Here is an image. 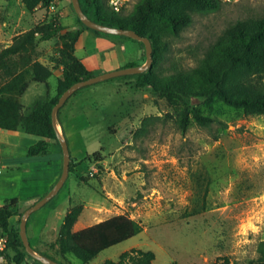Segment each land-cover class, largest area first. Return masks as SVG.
<instances>
[{
  "label": "rangeland",
  "instance_id": "obj_1",
  "mask_svg": "<svg viewBox=\"0 0 264 264\" xmlns=\"http://www.w3.org/2000/svg\"><path fill=\"white\" fill-rule=\"evenodd\" d=\"M138 1L129 0L122 13L129 14ZM69 2L53 0L49 7L29 12L21 0H0V51L17 34L53 17L64 30L79 29ZM262 15L264 0L222 3L217 11L192 14L191 23L168 39L157 69L166 74L194 67L227 26ZM59 46L58 36L37 46L38 59L53 68L49 96L55 95L60 76L55 65ZM76 55L88 69L104 72L118 61L137 66L146 62L139 43L115 44L90 32L78 40ZM76 94L87 96L88 103L68 111L69 98L59 110L57 127L78 161L74 170L79 169L84 180L70 173L60 191L29 215L27 237L35 249L63 264L116 261L130 249L153 251L151 264H247L258 256L257 244L264 239V115H246L214 102L202 108L203 114L220 122L201 127L192 121L181 130L183 104L137 89L130 80H104ZM45 96V85L30 81L21 97L24 110ZM94 152L101 162H79ZM2 169L0 193L18 181ZM37 200L18 204L11 228H19L20 214ZM75 205L83 208L76 227L125 214L143 229L88 262L70 253L62 257L56 246L58 230Z\"/></svg>",
  "mask_w": 264,
  "mask_h": 264
},
{
  "label": "trees",
  "instance_id": "obj_2",
  "mask_svg": "<svg viewBox=\"0 0 264 264\" xmlns=\"http://www.w3.org/2000/svg\"><path fill=\"white\" fill-rule=\"evenodd\" d=\"M69 1L80 25L79 29L64 30V26L53 17L46 23L37 24L17 34L12 42L0 51V129L21 131L39 137L38 141L28 148V157L47 155L51 152L50 145L54 144L62 160V151L52 124V108L61 94L72 84L104 72L101 69H88L76 56L75 47L83 31L109 39L115 44L134 41L144 48L141 41L133 38L88 28L75 14L71 0ZM21 2L29 12H33L40 7H49L53 0ZM79 2L83 12L91 20L133 30L151 41L150 67L142 73L118 76L115 79L130 80L137 89H148L158 97L183 104L185 108L178 121L181 130H186L192 121L201 127H210L212 123L220 122L216 117L203 114L202 108L211 106L214 102L241 110L246 115H264V15L236 20L206 49L194 67L174 68L165 74L156 66L165 58L168 39L178 36L191 23L192 14L217 11L223 2L139 0L127 15L122 13L123 10L121 12L111 10L108 0ZM61 31L63 32L60 33ZM56 36L59 37L60 46L55 65L60 67V76L57 79L55 95L49 96L48 80L53 75V68H49L38 59L37 46L38 42ZM130 66L137 65L127 63L123 67ZM152 66L156 68L151 70ZM30 81L43 83L46 87V96L35 99L24 110L21 97L28 89ZM148 120L149 118L146 121ZM57 124L61 125L59 112ZM85 159L94 162L102 160L98 152L89 156L84 155L79 162ZM77 162L70 156L69 174L74 172ZM98 167L100 169L101 165ZM77 177L83 179L82 176ZM17 208L18 199L15 197L4 199L0 203V228L8 232L9 236L6 255L13 264L41 263L27 253L19 235V228L13 229L10 226V219ZM82 209L81 205L72 206L59 227L56 246L62 257L70 253L82 262H88L102 250L137 235L143 229L137 220L125 214H118L74 230ZM21 215L22 213L18 223ZM26 226L28 227V222ZM256 250L258 256L249 260L247 264H264V239L258 242ZM154 259L153 251L130 249L122 252L116 261L106 260L102 264H151Z\"/></svg>",
  "mask_w": 264,
  "mask_h": 264
},
{
  "label": "crops",
  "instance_id": "obj_3",
  "mask_svg": "<svg viewBox=\"0 0 264 264\" xmlns=\"http://www.w3.org/2000/svg\"><path fill=\"white\" fill-rule=\"evenodd\" d=\"M87 35L88 32L83 31L80 38H87ZM76 51L77 44L75 47V54ZM81 60L86 66L87 64L84 59ZM123 63L124 61H118L116 66L111 65L107 70L110 71L112 69L121 68V66H124ZM76 95L77 96H74V98L72 97L73 95L71 96L72 98L70 97L68 101L70 110L68 111L81 109L80 105L88 103L87 96ZM38 139L39 137L37 136L26 134L21 131L0 129V176L4 172L2 168H5L6 173L18 178L17 182L14 181L16 182L15 185H8L7 189H4L0 193V203L4 199L11 197H16L19 205L23 202L28 203L29 200L34 198L39 199L46 194L58 180L62 171V160L54 144L50 145L51 152L47 155L33 158L27 156L28 148L36 143ZM79 167L80 166H78V168ZM74 176H82L79 169L75 168ZM30 184L32 186H29ZM38 184L40 186H38ZM76 224L74 225V230L82 229V227H76Z\"/></svg>",
  "mask_w": 264,
  "mask_h": 264
},
{
  "label": "water",
  "instance_id": "obj_4",
  "mask_svg": "<svg viewBox=\"0 0 264 264\" xmlns=\"http://www.w3.org/2000/svg\"><path fill=\"white\" fill-rule=\"evenodd\" d=\"M71 4H72L75 14L82 21V23L86 25L88 28L96 30V31L108 33V34L123 35V36L133 38L135 40L141 41L145 49L146 62L143 65L121 67V68L113 69L107 72L99 73L88 79L79 80L75 82L74 84H72L70 87H68L61 94L58 101L53 106L52 112H51V118H52V124L56 130V135H57L59 145L62 151V171H61V174L58 180L52 186V188L46 194H44L41 198H39L33 205H31L30 207H28L27 209L23 211L20 217V223H19V235H20L21 241L27 253L33 258H35L36 260H38L39 262H41L42 264H62V263L50 257L39 254L34 249V247L30 244L29 239L27 237V226L26 225H27V220H28L29 215L33 211L39 209L40 207L45 205L47 202H49L60 191V189L64 185L69 175L70 152L68 148V143H67L66 138L59 132L58 127H57L58 126L57 115H58L59 109L80 88L90 86L95 83L108 80L111 78H115L118 76L142 73L146 71L152 63V44H151V41L147 37L140 36L133 30L104 25L94 20H91L83 12L79 0H71Z\"/></svg>",
  "mask_w": 264,
  "mask_h": 264
},
{
  "label": "built area",
  "instance_id": "obj_5",
  "mask_svg": "<svg viewBox=\"0 0 264 264\" xmlns=\"http://www.w3.org/2000/svg\"><path fill=\"white\" fill-rule=\"evenodd\" d=\"M220 1L223 3H236L239 0H220ZM128 2L129 0H108V5L111 8V10H113L114 12H121L125 8ZM8 242H9L8 232L3 231L0 228V264H13V262H11L6 255Z\"/></svg>",
  "mask_w": 264,
  "mask_h": 264
}]
</instances>
